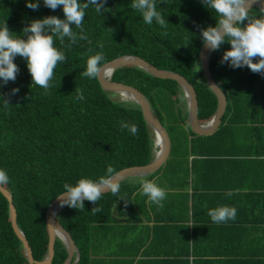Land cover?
Wrapping results in <instances>:
<instances>
[{
    "label": "trees",
    "instance_id": "1",
    "mask_svg": "<svg viewBox=\"0 0 264 264\" xmlns=\"http://www.w3.org/2000/svg\"><path fill=\"white\" fill-rule=\"evenodd\" d=\"M26 2L35 0H0V27L6 23L12 33L26 38L23 29L34 19L47 16L65 19L62 6L53 11L40 0L39 10L33 11L26 7ZM131 3L132 0H106V9L101 12L90 5L82 24L88 40L78 39L72 43L65 37L61 44L59 38L54 37V47L64 52L66 61L58 63L54 69L49 95L32 84L27 61L22 57L14 60L20 69L16 80L0 87V95L5 99L10 96L9 106L0 102V169L9 177V183L3 187L13 197L18 226L38 262L48 253V208L64 191L65 183L75 186L82 178L97 181L108 175L109 166L118 173L149 165L156 156L155 134L144 119L141 107L112 99L98 78L81 75L86 71L90 56L102 51L106 63L134 56L160 70L178 73L196 90L199 123L207 124L216 114L218 98L209 88L200 64L203 47L200 29L215 27L220 17L201 0H156L157 10L168 23L162 28L155 21L152 25L145 24L142 14L133 9ZM249 15L264 17L258 8L252 9ZM72 27L79 36L80 29ZM230 49L226 42L210 59L212 77L227 96V109L218 129L208 136L196 135L191 130L188 103L179 83L155 78L135 66L114 72L112 81L137 88L149 100L169 134L171 152L156 173L122 182L118 195L104 194L97 204L85 200L83 210L67 206L58 215V222L78 248L77 264L92 263L93 243L99 235L104 236L106 242L121 241L135 233L137 222L151 212L155 214L151 219L155 223L153 228L162 222L155 212L157 205L142 192V180L165 189L163 205L175 208L182 215L193 211V220L198 223L201 219L196 217L195 211L198 207L204 208L196 201L202 189L197 185L201 161L232 153L240 155L239 144L243 139L255 136L263 140L264 75L253 73L246 66L233 69L227 63L221 64L223 53ZM76 88L82 90L84 100L77 99ZM13 89L19 91L13 95ZM121 121L137 125L138 133L133 136L128 129H121ZM258 154L264 156V145ZM260 166L264 169V163ZM246 198L254 201L252 206L243 208L246 217L235 227L240 238L239 254L224 264H264V192ZM202 203L206 204L203 200ZM97 206L102 212L93 215L91 211ZM218 229L207 225L193 229L191 235L188 228L185 229L186 241L193 238L195 257L201 256L196 235L209 231L208 235L213 237L207 238L216 241ZM151 230L153 232L150 228L147 236H151ZM186 251L189 252V245ZM211 255L214 256L210 253L208 258H199L202 264H223L211 259ZM216 255L220 256L219 252ZM67 258L65 244L57 239L52 264H63ZM0 264H29L23 244L12 227L9 201L1 192Z\"/></svg>",
    "mask_w": 264,
    "mask_h": 264
},
{
    "label": "clouds",
    "instance_id": "2",
    "mask_svg": "<svg viewBox=\"0 0 264 264\" xmlns=\"http://www.w3.org/2000/svg\"><path fill=\"white\" fill-rule=\"evenodd\" d=\"M163 2V0H161ZM256 0H201L206 7L215 11L220 17L216 20L215 27L208 26L201 28V38L203 45L209 51L218 50L226 42L231 49L223 53L221 64L227 63L233 69L247 67L253 73L264 75V17L253 18L249 15L250 9ZM106 0H43V5L53 11L62 6L65 19L57 16H47L42 19H34L30 25L23 29L22 38L12 33L6 23L0 27V87L6 86L9 81L14 82L19 74V67L14 63L16 57H22L27 61V67L32 77V84L38 85L44 90V95L50 94L53 87L54 69L58 63L66 61L63 51L54 47V37H58L61 44L67 37L72 43L79 40H88L83 34V20L85 10L89 6H94L97 12L105 8ZM26 7L33 11H38L40 0L26 2ZM131 7L142 14L145 24H156L166 28L168 23L160 11L157 10L156 0H132ZM246 22V23H245ZM79 28L81 34L73 31V27ZM103 46L101 45V48ZM259 58L258 62H253ZM111 69L105 62L104 53L98 52L87 60L86 71L81 75L84 77L97 79L110 72ZM19 89H13L11 94H16ZM77 99L84 100L82 90L76 88ZM10 96L7 99L0 95V102L9 106ZM121 129H128L133 136L138 133V126L129 122L121 121ZM108 175L101 177L97 181L82 178L75 186L64 184V191L57 197L61 206H68L74 209H84V201L93 204L101 199L102 194L110 191L113 195H118L120 191L119 173L112 166L107 168ZM9 183L7 172L0 169V187ZM142 192L147 195L153 203L162 208V201L166 199V191L157 186L154 182L142 180ZM226 195L231 196L228 192ZM102 212V208L97 206L91 211L93 215ZM214 223H226L235 220L237 209L227 205L219 206L208 211ZM191 243V242H189ZM190 260L194 257H189Z\"/></svg>",
    "mask_w": 264,
    "mask_h": 264
},
{
    "label": "crops",
    "instance_id": "3",
    "mask_svg": "<svg viewBox=\"0 0 264 264\" xmlns=\"http://www.w3.org/2000/svg\"><path fill=\"white\" fill-rule=\"evenodd\" d=\"M261 138L263 140L252 136L241 140L240 155L232 153L229 156L204 158L198 165L197 185L202 189L196 201L198 205H204V208L198 207L195 212L196 217L201 219L200 222H194L195 216L191 210L182 215L173 207L157 206L155 212L162 222L154 228L155 223L151 219L155 214L151 212L143 216L142 221L137 222L135 233L126 238L123 237L121 241L106 242L104 236L95 237L91 264H202L203 260L199 258H208L210 253L214 255H211V259L223 264L235 259V255L239 254L240 244L236 228L239 227L237 225L241 218L246 217L243 208L246 205L252 206L254 201L253 199L249 201L246 196L264 192V169L260 166L264 163V156L258 154L264 145V135ZM233 152H236V149ZM228 192L232 195H226ZM202 200L206 204L202 203ZM224 205L237 209L235 220L214 224L207 214L208 211ZM175 219L180 221H171ZM207 225L219 228L215 232L217 240L208 239L213 237L208 235L209 231L203 235H196L199 239L198 254L201 256L195 257L192 253L193 238L190 237L186 241L185 229L188 228L191 235L193 229ZM148 227L153 229L151 236L146 235L150 230ZM158 228L159 230L155 233L154 231ZM187 245H189V252L186 251ZM218 252L220 256L216 255ZM190 256L194 259L190 260Z\"/></svg>",
    "mask_w": 264,
    "mask_h": 264
},
{
    "label": "water",
    "instance_id": "4",
    "mask_svg": "<svg viewBox=\"0 0 264 264\" xmlns=\"http://www.w3.org/2000/svg\"><path fill=\"white\" fill-rule=\"evenodd\" d=\"M254 8H258L264 13V0H256V2L252 5L250 11ZM213 52L214 51H209L204 45L200 52V64L203 70V75L207 81L209 88L216 94L218 98V108L216 114L214 118L207 124L199 123V107L196 90L193 85L180 74L171 71L160 70L146 60L134 56L120 57L107 63V65L111 69L113 74L116 70L123 67L135 66L144 70L155 78L173 80L179 83L184 91L185 98L188 103L189 126L191 130L196 135L208 136L218 129V127L222 123V118L227 109V96L221 89L220 85L212 77V73L210 70V59ZM98 80L103 90L107 93L127 92L131 94L133 97V103H136L141 107L144 119L146 120L147 124L152 129V131L160 137L163 143V147L160 148L158 152H156L155 159L151 164L141 167H131L118 172L120 184L132 178H142L156 173L166 163L170 156L171 140L165 126L153 112L149 100L141 91H139L135 87L126 85L124 83L114 82L112 81V78L108 80L104 78V76L98 78ZM0 192L9 201V212L12 227L23 244L24 253L29 264H52L55 256V245L57 239H60L65 244L68 250V258L63 264H77L79 262L80 254L72 236L61 226V224L57 220L58 215L67 207L66 205L61 206L60 200L56 198L48 208L46 214L47 226L49 231L48 253L43 261L38 262L34 259L32 248L28 239L18 226L17 211L13 203L12 195L4 187H0ZM109 192L110 191L105 192L102 195Z\"/></svg>",
    "mask_w": 264,
    "mask_h": 264
},
{
    "label": "bare ground",
    "instance_id": "5",
    "mask_svg": "<svg viewBox=\"0 0 264 264\" xmlns=\"http://www.w3.org/2000/svg\"><path fill=\"white\" fill-rule=\"evenodd\" d=\"M112 76H113V72L110 71V72L105 73L104 78L109 80L112 78ZM124 93H127V92H124ZM118 95L121 97V99H123V101L133 102V97L131 94L130 95L118 94ZM154 134H155V139H156V148H157V152H158L160 150V148L163 147V143H162V140L160 139V137L156 133H154Z\"/></svg>",
    "mask_w": 264,
    "mask_h": 264
},
{
    "label": "rangeland",
    "instance_id": "6",
    "mask_svg": "<svg viewBox=\"0 0 264 264\" xmlns=\"http://www.w3.org/2000/svg\"><path fill=\"white\" fill-rule=\"evenodd\" d=\"M109 95L112 97V99L116 101H123V99H121V97L116 93L110 92ZM124 102H127V101H124ZM132 181H135V180H132Z\"/></svg>",
    "mask_w": 264,
    "mask_h": 264
}]
</instances>
